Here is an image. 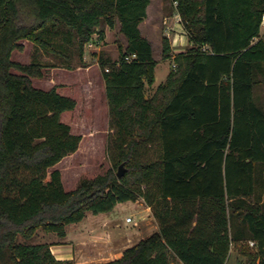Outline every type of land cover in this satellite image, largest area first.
<instances>
[{
	"label": "trees",
	"instance_id": "obj_1",
	"mask_svg": "<svg viewBox=\"0 0 264 264\" xmlns=\"http://www.w3.org/2000/svg\"><path fill=\"white\" fill-rule=\"evenodd\" d=\"M151 2L0 0V264H75L58 261L50 244L19 239L39 231L64 239L88 213L140 199L158 232L103 264H225L232 248L246 264H264V104L256 97L264 0H172L192 47L148 97L158 62L140 26ZM118 23L127 48L111 68L103 64V78L119 156L68 191L61 172L49 171L80 147L62 121L77 102L35 87L43 65L12 57L25 41L56 53L62 36L83 59L93 36L103 40ZM171 52L165 36L163 58ZM153 147L157 156L147 159Z\"/></svg>",
	"mask_w": 264,
	"mask_h": 264
},
{
	"label": "rangeland",
	"instance_id": "obj_2",
	"mask_svg": "<svg viewBox=\"0 0 264 264\" xmlns=\"http://www.w3.org/2000/svg\"><path fill=\"white\" fill-rule=\"evenodd\" d=\"M159 7L164 8V16L166 17H174L176 13V5L172 0H153L149 21L144 25L145 34L152 36L154 56L156 60H159L156 68L155 86L164 83L166 73H170L174 69L173 59L166 60L163 58L162 41H159V38L173 36L176 21L169 20L167 22L164 20L165 18H162L158 12ZM151 21H155L156 24L152 25ZM263 36L264 25L261 29V37ZM62 38L61 36L56 39L58 43L56 53L46 52L33 43L25 41L23 42L24 51L14 52L12 58L22 64H42L44 78L34 79V86L46 91L56 87L59 93L74 98L77 102L75 110L62 115V121L70 125L74 135L82 138L80 147L75 154L68 156L49 171L50 174L55 170L60 171L64 187L70 191L76 189L83 179H93L98 175H104L114 167L118 159V137L110 115L103 78V64H108L106 66L111 68L114 63H117L121 52L127 48V41L120 31L119 23L115 29L107 27L105 28L104 39L101 40L98 34L94 35L91 42L85 46L84 57L81 59L77 46L66 44ZM155 91L156 87H147V96L151 97ZM256 97L264 104V85L257 89ZM143 153L147 159H154L157 156V149L153 147L148 152L143 151ZM123 170H125L124 166ZM260 193L261 196L264 195V188L260 189ZM136 206L138 205L133 202H126V204L109 213L99 215L88 213L83 223L71 224L69 230L71 232L73 226L98 228L102 227L105 219L122 218L123 225L131 227L130 230L134 231L137 226L134 224L140 221ZM126 215L133 218V223H125ZM110 228V225H105L100 230V236L104 237H100V240H111V237H107ZM55 236L39 231L33 240L27 242L20 238L19 241L31 245L47 244L54 240ZM135 241L130 242V244H134ZM249 248L254 249L250 243ZM173 264L180 263L174 261ZM225 264H246V258L237 249L232 248Z\"/></svg>",
	"mask_w": 264,
	"mask_h": 264
},
{
	"label": "crops",
	"instance_id": "obj_3",
	"mask_svg": "<svg viewBox=\"0 0 264 264\" xmlns=\"http://www.w3.org/2000/svg\"><path fill=\"white\" fill-rule=\"evenodd\" d=\"M152 2L147 9L148 17L141 24L140 29L143 37H145L151 43L153 48L152 36L150 34L148 35L147 33L145 34L144 32V25L149 21L150 18V9ZM158 12L160 13L162 18H165L164 20H166L167 22L169 20L176 21V26L174 28L175 34H173V36H167L171 43V55L173 59L178 54L186 52L187 49L192 45L190 44L189 38L181 24V18L177 13L174 14V17H166L164 16L163 7H159ZM151 23L152 25L156 24L155 21H151ZM162 38H159V41H162L163 47ZM154 59L156 60L155 56ZM156 61L159 63V60ZM168 75L169 73L167 72L165 81ZM153 87H156L157 89L158 86L154 85ZM133 203L138 205L136 206V209L138 210L137 214L140 215V221L136 223L137 226L134 231L130 230L131 227L123 225L122 218L105 219L102 223V227L98 228L94 226H73V230L71 232L69 230V227L71 225H69L66 228V237L64 239L56 235L54 240L47 243L51 245V251L54 257L58 261H74L75 264H103L122 258L125 250L133 247L141 240L150 237L152 234L158 232L159 230L158 223L153 215L151 207H149L143 199ZM124 204L126 203H120L115 208L121 207ZM128 216L130 215H126L125 218H127ZM84 221L85 219L81 223H83ZM105 225L111 226V230L109 231V233L107 232L109 234L107 237H111L110 241L100 240L101 238H104L103 236H100V230L104 228ZM134 240H136L135 243L130 244V242Z\"/></svg>",
	"mask_w": 264,
	"mask_h": 264
},
{
	"label": "built area",
	"instance_id": "obj_4",
	"mask_svg": "<svg viewBox=\"0 0 264 264\" xmlns=\"http://www.w3.org/2000/svg\"><path fill=\"white\" fill-rule=\"evenodd\" d=\"M134 59H136V56H135V55L128 56V57L126 58V60L129 61V62L132 61V60H134ZM107 72H108V70H107ZM126 223H128V224L133 223V218H132V217H128V218H126ZM134 225H137V224H134ZM250 245H251L252 247H255V243H254V242H250Z\"/></svg>",
	"mask_w": 264,
	"mask_h": 264
},
{
	"label": "water",
	"instance_id": "obj_5",
	"mask_svg": "<svg viewBox=\"0 0 264 264\" xmlns=\"http://www.w3.org/2000/svg\"><path fill=\"white\" fill-rule=\"evenodd\" d=\"M124 175L123 165L120 166L117 176L122 177Z\"/></svg>",
	"mask_w": 264,
	"mask_h": 264
}]
</instances>
